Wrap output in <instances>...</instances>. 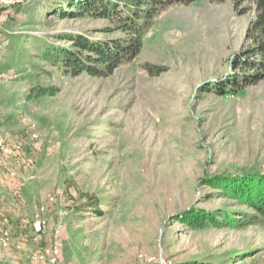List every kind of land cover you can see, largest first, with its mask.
<instances>
[{"label": "rangeland", "instance_id": "rangeland-1", "mask_svg": "<svg viewBox=\"0 0 264 264\" xmlns=\"http://www.w3.org/2000/svg\"><path fill=\"white\" fill-rule=\"evenodd\" d=\"M44 3L62 2L0 0V264H264V225L182 222L195 209L249 214L206 181L264 174V80L230 82L250 74L253 5H175L131 63L93 78L42 53L70 48L65 34H120ZM37 87L58 92L31 99Z\"/></svg>", "mask_w": 264, "mask_h": 264}, {"label": "trees", "instance_id": "trees-1", "mask_svg": "<svg viewBox=\"0 0 264 264\" xmlns=\"http://www.w3.org/2000/svg\"><path fill=\"white\" fill-rule=\"evenodd\" d=\"M58 1V0H57ZM196 0H59L61 4L51 3L52 14L70 19L88 17L94 20H106L120 34L112 39H89L76 34H65L63 40L70 48L50 44L42 53V62L50 63L66 75L77 77L85 74L93 78L110 77L122 65L131 63L140 53L143 39L151 30L157 16L175 5H189ZM227 0H209L221 4ZM238 15H244L252 9L241 8L243 2L253 5L254 19L249 22L245 31V40L252 44L250 57H241V63L250 71L241 81L233 76L232 84L239 88L256 85L264 80V0H230ZM47 4V5H48ZM45 5V6H47ZM48 6V7H49ZM47 8V7H46ZM50 14V15H52ZM110 32L103 29L102 33ZM18 37L17 42H23ZM23 58V56H21ZM247 60V61H246ZM236 61L234 60L233 63ZM21 63L16 67H20ZM7 68L6 70H8ZM23 70V69H21ZM1 72V71H0ZM30 77V76H28ZM56 88L37 87L30 89L33 98L54 97ZM221 94L223 91H220ZM207 185L219 192L226 201L244 206L250 213L215 211L206 213L201 210H190L182 218L183 224L192 229L245 228L252 225H264V174H242L233 177H215L208 179ZM90 207L101 215L99 204L87 196ZM189 264H211L192 262Z\"/></svg>", "mask_w": 264, "mask_h": 264}, {"label": "built area", "instance_id": "built-area-1", "mask_svg": "<svg viewBox=\"0 0 264 264\" xmlns=\"http://www.w3.org/2000/svg\"><path fill=\"white\" fill-rule=\"evenodd\" d=\"M55 247H57V245Z\"/></svg>", "mask_w": 264, "mask_h": 264}, {"label": "crops", "instance_id": "crops-1", "mask_svg": "<svg viewBox=\"0 0 264 264\" xmlns=\"http://www.w3.org/2000/svg\"><path fill=\"white\" fill-rule=\"evenodd\" d=\"M44 5H45V3H44Z\"/></svg>", "mask_w": 264, "mask_h": 264}, {"label": "bare ground", "instance_id": "bare-ground-1", "mask_svg": "<svg viewBox=\"0 0 264 264\" xmlns=\"http://www.w3.org/2000/svg\"><path fill=\"white\" fill-rule=\"evenodd\" d=\"M1 233V232H0Z\"/></svg>", "mask_w": 264, "mask_h": 264}]
</instances>
